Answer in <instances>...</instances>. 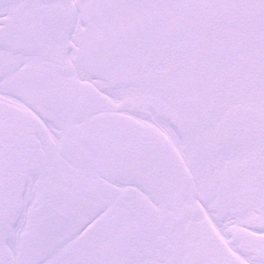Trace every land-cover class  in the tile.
I'll use <instances>...</instances> for the list:
<instances>
[{
  "label": "snow or ice",
  "instance_id": "obj_1",
  "mask_svg": "<svg viewBox=\"0 0 264 264\" xmlns=\"http://www.w3.org/2000/svg\"><path fill=\"white\" fill-rule=\"evenodd\" d=\"M0 264H264V0H0Z\"/></svg>",
  "mask_w": 264,
  "mask_h": 264
}]
</instances>
